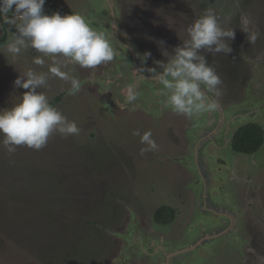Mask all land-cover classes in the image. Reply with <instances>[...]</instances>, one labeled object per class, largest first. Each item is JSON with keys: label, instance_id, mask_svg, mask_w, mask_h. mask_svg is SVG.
I'll list each match as a JSON object with an SVG mask.
<instances>
[{"label": "rangeland", "instance_id": "1", "mask_svg": "<svg viewBox=\"0 0 264 264\" xmlns=\"http://www.w3.org/2000/svg\"><path fill=\"white\" fill-rule=\"evenodd\" d=\"M207 8L236 31L231 55L200 53L222 80L219 93H208L217 108L166 112L168 93L148 69L163 71L156 62L173 58ZM44 11L81 14L116 55L92 69L30 46L12 55L7 45L16 28L7 21L0 75L13 91L0 98V111L26 91L14 86L17 76L44 73L47 83L37 91L49 103L58 99L54 107L80 132H54L41 150L18 146L14 153L0 135V264H264V144L251 155L231 145L244 125L264 131V0H46ZM242 15L261 33L255 44L241 31ZM144 53H151L146 61ZM57 63L80 81L75 94L70 79L49 72ZM134 130L151 131L157 149L141 155L147 145ZM163 207L175 214L168 225L153 219Z\"/></svg>", "mask_w": 264, "mask_h": 264}, {"label": "clouds", "instance_id": "2", "mask_svg": "<svg viewBox=\"0 0 264 264\" xmlns=\"http://www.w3.org/2000/svg\"><path fill=\"white\" fill-rule=\"evenodd\" d=\"M46 0H0V15L12 13L10 23L16 28L12 42L7 51L19 55L22 47L30 46L39 53L48 56H62L74 62L80 68L92 69L112 61L115 49L103 32L95 30L89 20L78 13L61 15L53 12L45 14ZM19 21V22H18ZM248 15L241 16V31L247 35V42L255 44L261 33L252 31ZM189 39L183 46L177 47L175 55L167 63L157 61L163 71L149 68L156 81L167 91V103L177 113L188 116L214 112L217 102L207 95L219 93L222 80L216 69L212 67L201 50L215 54L231 55L233 48L229 41H234L235 29H224L216 12L207 8L204 13L187 28ZM151 53H144L146 61ZM33 62L43 66L45 60L35 57ZM66 65L55 64L49 72L56 77L69 80L68 74L61 70ZM27 79L17 76L14 86L25 89L20 103L9 110L0 111V135L3 145L9 153H14L18 146H26L39 151L46 146L50 135L54 132L67 137L78 135L80 128L75 121H70L56 107L49 103L48 97L37 89L45 86L47 75L37 74L32 70L26 72ZM71 92L80 90V81L70 79ZM136 99L133 88H129L127 100ZM133 135L140 136L141 143L147 145L140 154L157 149L151 131Z\"/></svg>", "mask_w": 264, "mask_h": 264}, {"label": "trees", "instance_id": "3", "mask_svg": "<svg viewBox=\"0 0 264 264\" xmlns=\"http://www.w3.org/2000/svg\"><path fill=\"white\" fill-rule=\"evenodd\" d=\"M58 102L55 99L50 104L54 106ZM264 144V131L254 123L238 128L232 135V149L240 154L251 155L256 153ZM174 212L170 208H160L153 215L154 222L159 225H168L174 219Z\"/></svg>", "mask_w": 264, "mask_h": 264}, {"label": "flooded vegetation", "instance_id": "4", "mask_svg": "<svg viewBox=\"0 0 264 264\" xmlns=\"http://www.w3.org/2000/svg\"><path fill=\"white\" fill-rule=\"evenodd\" d=\"M113 5V4H112ZM114 7V6H113ZM47 13V12H46ZM12 17V13H8L7 15H0V49H1V47H5V38H9V36H8V32H7V21L8 20H10V18ZM112 17V16H111ZM111 36H113V38L114 39H116L117 40V37L115 36V34H111ZM1 72V71H0ZM2 73V72H1ZM147 81H149L148 79H147ZM11 91H13L12 89H11V87L10 86H8L7 84H6V81L4 80V78L0 75V98H2V97H5V98H10L11 96H12V93H11ZM143 100L144 101H146L145 100V98H143ZM166 103H164V102H161V106H163L162 107V109H164V108H166L165 105ZM160 106V107H161ZM174 109H172V108H166V112H169V111H173ZM165 111L163 112V110H162V112H159L160 113V118L162 117V116H165ZM159 116H156V117H159ZM236 117V116H235ZM232 118V117H231ZM202 243V242H201ZM200 243V244H201Z\"/></svg>", "mask_w": 264, "mask_h": 264}, {"label": "water", "instance_id": "5", "mask_svg": "<svg viewBox=\"0 0 264 264\" xmlns=\"http://www.w3.org/2000/svg\"><path fill=\"white\" fill-rule=\"evenodd\" d=\"M112 4H109V9H110V14H111V16H112V28L115 26V13H114V11H113V9H112ZM115 36H116V34H115ZM117 37V36H116ZM117 39H118V37H117ZM119 40V39H118ZM128 51H130V49L128 48ZM208 94V93H207ZM209 96H211L210 94H208ZM165 105H167V104H165ZM161 107H163V106H161ZM160 107V108H161ZM219 110V109H218ZM220 119L222 118L223 119V117H224V114H223V112H222V110L220 109ZM220 121H222V120H220ZM212 237V236H211ZM206 238L207 237H203L202 239H200L199 241H197V243H196V245H192L191 246V248H189V249H185V250H182V251H180V252H176V253H174V254H171V256H175L176 254H183V253H187V252H190L191 250H193L194 248H196L197 246H198V244H200L201 242H203L204 240H206ZM210 238V237H209Z\"/></svg>", "mask_w": 264, "mask_h": 264}]
</instances>
